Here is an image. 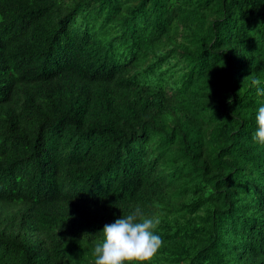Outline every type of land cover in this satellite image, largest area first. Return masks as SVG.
<instances>
[{
  "label": "trees",
  "instance_id": "obj_1",
  "mask_svg": "<svg viewBox=\"0 0 264 264\" xmlns=\"http://www.w3.org/2000/svg\"><path fill=\"white\" fill-rule=\"evenodd\" d=\"M264 0H0V264H264Z\"/></svg>",
  "mask_w": 264,
  "mask_h": 264
},
{
  "label": "clouds",
  "instance_id": "obj_2",
  "mask_svg": "<svg viewBox=\"0 0 264 264\" xmlns=\"http://www.w3.org/2000/svg\"><path fill=\"white\" fill-rule=\"evenodd\" d=\"M257 92L264 94V87ZM254 121L252 139L264 144V102L258 104ZM158 224V218L145 216L139 207L105 223L100 230L103 238L93 247L94 264H130L152 257L162 242L155 231Z\"/></svg>",
  "mask_w": 264,
  "mask_h": 264
}]
</instances>
